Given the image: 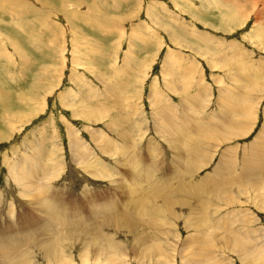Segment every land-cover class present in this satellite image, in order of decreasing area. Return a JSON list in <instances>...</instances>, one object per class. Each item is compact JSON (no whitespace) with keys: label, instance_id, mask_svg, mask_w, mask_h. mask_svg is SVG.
Segmentation results:
<instances>
[{"label":"rangeland","instance_id":"obj_1","mask_svg":"<svg viewBox=\"0 0 264 264\" xmlns=\"http://www.w3.org/2000/svg\"><path fill=\"white\" fill-rule=\"evenodd\" d=\"M0 264H264V0H0Z\"/></svg>","mask_w":264,"mask_h":264},{"label":"bare ground","instance_id":"obj_2","mask_svg":"<svg viewBox=\"0 0 264 264\" xmlns=\"http://www.w3.org/2000/svg\"><path fill=\"white\" fill-rule=\"evenodd\" d=\"M2 95V94H1ZM2 98V97H1ZM4 100V99H3ZM2 107V106H1ZM191 140H192V137H191ZM197 140V139H196ZM194 144V143H193ZM196 147V146H195ZM155 188V187H154ZM164 188V187H163ZM161 189V188H160ZM160 189L159 190H154V193L156 194V192H158V193H160ZM247 189V188H246ZM159 196H161V193H160V195ZM156 197L157 198H159V200L161 199L160 197H158V195L156 194ZM163 200V199H162ZM161 200V201H162ZM261 202V201H260ZM263 206V205H262ZM248 255V254H247Z\"/></svg>","mask_w":264,"mask_h":264},{"label":"crops","instance_id":"obj_3","mask_svg":"<svg viewBox=\"0 0 264 264\" xmlns=\"http://www.w3.org/2000/svg\"><path fill=\"white\" fill-rule=\"evenodd\" d=\"M6 56H8V55L5 54V56H2V57H4L6 59V61L8 62V57H6Z\"/></svg>","mask_w":264,"mask_h":264}]
</instances>
